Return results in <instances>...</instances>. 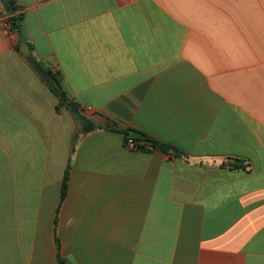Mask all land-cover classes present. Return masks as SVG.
Instances as JSON below:
<instances>
[{
    "label": "crops",
    "instance_id": "crops-1",
    "mask_svg": "<svg viewBox=\"0 0 264 264\" xmlns=\"http://www.w3.org/2000/svg\"><path fill=\"white\" fill-rule=\"evenodd\" d=\"M15 1L21 35L0 1V264H264V0ZM128 129L178 153L131 150Z\"/></svg>",
    "mask_w": 264,
    "mask_h": 264
},
{
    "label": "trees",
    "instance_id": "trees-1",
    "mask_svg": "<svg viewBox=\"0 0 264 264\" xmlns=\"http://www.w3.org/2000/svg\"><path fill=\"white\" fill-rule=\"evenodd\" d=\"M7 11L10 14L9 22L11 25V29L16 30L19 35L22 34V27H23V18L24 14L23 12H18L21 7L17 4L15 0H0ZM28 64L31 66V68L36 72V74L41 79V82H43L59 99V103L61 106H65L66 109H68L74 117L77 119V121L82 124L81 132L83 134H86L90 131H93V129L96 128V126L85 116L86 109L81 107L79 103H77L74 99H72L67 92L66 88L63 85V79L62 76L59 73L54 72L48 65L37 59L36 57L29 56L25 58ZM127 138H130V131L131 130H123ZM143 138H132L133 140L137 142H142L148 145H151L154 149H161L163 151H170L174 150L175 153H178V150L176 148H173L165 143H162L158 140H155L151 137L143 135ZM237 162L243 163L242 160H236ZM230 165H233L237 168H246V165H237L236 163H231ZM67 177H65V182L63 184V195L66 193V186H67ZM62 263V259H60Z\"/></svg>",
    "mask_w": 264,
    "mask_h": 264
},
{
    "label": "built area",
    "instance_id": "built-area-1",
    "mask_svg": "<svg viewBox=\"0 0 264 264\" xmlns=\"http://www.w3.org/2000/svg\"><path fill=\"white\" fill-rule=\"evenodd\" d=\"M10 27L11 25H8L6 28L10 30ZM125 146L131 150H145L153 148L151 145L133 140L132 137L126 139Z\"/></svg>",
    "mask_w": 264,
    "mask_h": 264
},
{
    "label": "water",
    "instance_id": "water-1",
    "mask_svg": "<svg viewBox=\"0 0 264 264\" xmlns=\"http://www.w3.org/2000/svg\"><path fill=\"white\" fill-rule=\"evenodd\" d=\"M24 45L25 46H22V45L20 46V51H21L22 55H24L25 57L31 56L30 55L31 49L29 47V44H24ZM129 136H131L132 138H143L144 137L142 133H140L136 130L131 131Z\"/></svg>",
    "mask_w": 264,
    "mask_h": 264
}]
</instances>
